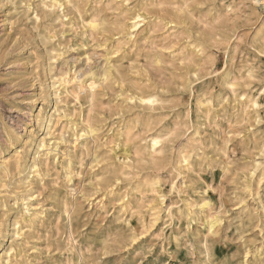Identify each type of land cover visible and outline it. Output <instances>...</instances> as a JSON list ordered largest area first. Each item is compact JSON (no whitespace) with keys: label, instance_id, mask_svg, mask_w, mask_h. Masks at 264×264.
Instances as JSON below:
<instances>
[{"label":"rangeland","instance_id":"374dc122","mask_svg":"<svg viewBox=\"0 0 264 264\" xmlns=\"http://www.w3.org/2000/svg\"><path fill=\"white\" fill-rule=\"evenodd\" d=\"M140 1L131 0L129 8L138 7ZM243 1L246 14L243 17V29L239 30L243 42L236 67L250 66L254 73L253 78L248 80L249 86L241 90L249 89L261 94L259 109L249 108L247 115L238 109L233 110L232 94L221 86V73L226 60L222 52L217 54L216 67L206 72L202 79L191 77V84L182 87L177 84L179 78L175 77L178 72L169 68H153L127 47L125 55L122 51L111 56L113 46L122 36L114 31L91 36L74 10L66 9L64 15L56 10L47 15L39 8L38 0H0V165L12 149L18 150L25 160L22 172L15 168L14 163L9 171L0 170V232L3 231L0 233V256L13 247L12 264H264V54L257 52L260 45L251 44L264 22V0ZM92 6L88 2L85 17L91 13ZM117 13H104V16L111 24ZM35 14L40 15V20ZM152 18L150 14L148 22ZM164 33L166 29L162 27L155 36L161 37ZM86 55L93 60L90 62L91 75L84 78L79 72L86 64ZM109 56L115 60L126 83L124 88L112 82L102 89L100 87L99 107L95 113V125L100 132L96 141L91 138L85 140L81 138L79 123L88 119V104L85 99L77 101L72 91L56 96L53 88L55 73L59 66L68 62L71 74L76 71L77 74L73 75H79L78 81L89 82L92 79L100 83L99 76ZM180 73L183 71L180 70ZM213 86L215 88H211ZM139 88L153 90L160 95L155 119L160 122L159 128L173 127L177 111L182 115L186 111L191 112L190 124L182 130L181 136L166 141L171 164L159 172L150 169L144 174L160 175L158 190L165 196V205L174 210L186 207L188 198H192L191 203L200 205L207 198L210 205L202 215L213 214L214 217L223 218L212 230L214 234L211 232L200 236L192 230L189 218L185 215L191 207L185 208L184 216L178 219H168L163 213L161 219L153 226L148 225L146 230L141 231V226L138 231L132 230L128 222L137 221L131 219L127 212L120 211V203L116 200L129 191L137 177H128L115 186L114 196H110L108 192L111 189L102 182L106 177L105 159L112 157L114 151L122 156V150L125 149L124 141L115 138V131L138 118L145 119L143 115L148 112L138 102L127 101V96L138 92ZM203 91L211 92L214 105L208 120L205 115L198 119L195 106L197 95ZM65 114L68 117L65 118ZM58 116L64 117L59 125ZM50 120L54 122L52 134L47 132ZM73 123L78 126L73 127ZM196 129L203 136L205 145L202 172L200 178L199 175L194 176L193 185L186 194L178 195L172 186L179 183L177 187H180L182 178L176 180L173 167L176 166L181 144ZM41 144L44 148L40 147ZM132 146L133 143H130L127 149ZM47 149L51 151L45 165L40 155ZM111 149L114 150L112 153ZM35 162L41 170V178L28 170L27 166ZM69 169L73 171L72 183L66 179ZM250 171L253 174H249ZM245 184L249 185L250 191L244 189ZM207 185H210L209 189ZM28 195L32 196L27 202L25 199ZM66 201L77 204L79 208L72 223L75 241L70 238L69 223L64 215ZM100 201L104 202L103 208L98 204ZM25 203L34 205L29 212ZM39 208H43L47 215L45 226L25 227L24 236L16 238L10 228L16 213L22 212L29 216ZM199 210L198 205L189 211H192V216H202ZM145 212H148L147 208L141 214ZM206 239L211 252L209 257L203 241Z\"/></svg>","mask_w":264,"mask_h":264},{"label":"bare ground","instance_id":"6f19581e","mask_svg":"<svg viewBox=\"0 0 264 264\" xmlns=\"http://www.w3.org/2000/svg\"><path fill=\"white\" fill-rule=\"evenodd\" d=\"M130 1L131 0H38L39 2L38 5H39V8H41L42 12L47 15L53 14L56 10L61 11L63 15L66 9L74 10V12L77 14V16L82 22L84 26L83 28L84 29L86 28V30L90 32L91 36H95V35L100 36V35H104L105 33H110L112 31L116 32L117 35H121L122 37H120L118 41L116 42V44L113 46L114 50L112 54H110L111 56L119 54L122 51L124 53L123 55H125L127 52L126 50V47H127V49L131 50V52H134V54H136L137 58L143 57L146 61H148L149 66L153 68H157V69L169 68V69H173L174 71L178 72L175 74V77L179 78L178 79L179 83L177 84L182 87H185L191 84L192 82L190 81L191 77H194L197 80L202 79V77H204L210 69H213L214 67H216L217 59H218L217 54L222 52L226 60L224 63L225 65H224L223 72L221 73V79H220L221 86H224L232 94V97H233L232 101L234 103L233 110L238 109V111H243V113L247 115L249 108H252L255 110L259 109L261 94H258V93L255 94L249 89H245L243 91L241 90L242 88L244 87L247 88L249 86L248 80L252 79L254 75L252 68L250 66H245V65H242L239 68L236 67V62L240 54V46H241V43L243 42V36L240 35L241 32L239 30L244 26L243 17H244V14H246L245 2L243 0H141L140 4L138 5L140 9H138V7L129 8ZM29 2L31 1H28V3ZM88 2H91L93 6L91 8V13L85 17V14L87 13L85 8L88 6ZM28 8L30 9V7ZM109 12H112V13L118 12L117 13L118 15H116V19L112 21L111 24H110L109 19L104 16L105 15L104 13H109ZM150 14H152L153 20L148 22L147 18ZM35 15L37 19L40 18L39 17L40 15L39 16L37 14ZM162 27L166 29V33L161 35V37L155 36V34L159 30H161ZM71 28H72V25L70 29ZM84 32H82V36L84 35L83 34ZM48 34H49V31H48ZM251 41H252L251 42L252 45H255V44L260 45V49H258L257 52H260V55L264 54V22L262 24V27L259 29L256 35L253 37V40ZM85 59L87 60L86 64L84 68L82 67L83 69L79 72L81 77L84 76V78L87 77L88 75H91L92 65L90 62L93 60V59L91 60L88 56ZM103 67H104L103 72L102 74L100 73L101 76H99L100 78L98 80L100 83L92 79L91 80L89 79L90 80L89 82L88 80L87 81L84 80L83 82L78 81L79 75L75 76L77 74V73L75 74L76 71L73 72L75 75H73V73L71 74L70 72L71 69H69L68 67V62L63 63L62 66H59L57 68L55 77H54L55 81L53 83V88L55 90L56 96L59 97L63 93H69L70 91H72V94L74 95L77 101H81V99H85L86 103L88 104V108H89L88 115H87L88 119L82 120L79 123L81 126L80 128L81 138L83 137L85 138V140L91 138L92 140L96 141L98 139V135L100 132V129L98 128V126L95 125V121H96L95 113H96V109L99 107L98 94L100 92L99 91L100 87L102 89L103 86H106L108 83L112 82L115 84L118 83L116 84L117 86L121 85V87L124 88V84L126 83L125 77H123V75L121 74L119 67L116 65V62L112 57L109 56L106 58L105 64ZM73 70H76V69H73ZM180 70H182L183 73H180ZM95 75H97V72L95 73ZM146 88L148 89L150 87H146ZM211 88H215V87L213 86ZM160 99L161 97L157 92L153 90L145 91L142 88H139L138 92L127 96V101L138 102V104L141 107H143L145 110H147L148 112L144 113L143 115L145 119L138 118L132 122L126 123L122 129H118L117 131H115L114 133L115 138L117 140L122 139L124 141L125 149L122 150L123 151L122 156H118V154L113 149L110 150V153H112L113 151L114 152L112 154V157L108 156L105 159L106 167H107L106 177L105 179L102 180V182L105 184L106 188L111 189V191L110 190L109 192L107 191L110 194V196H114L115 190H113V188H115V186H117L119 183H122L128 177L138 178L139 176L138 179L136 178L134 180L129 191L124 196H119V198L116 200V202L120 203V211L125 212V214L127 212L128 215L131 216V219L135 218V220L137 221L138 224L133 223L134 220L128 222V226L132 230L138 231L140 228L139 226H141V231L142 229L146 230L148 225L153 226L154 224H156L161 219L162 217L161 214L163 213L166 214L165 217H167L168 219H172V220H174L175 218L178 219L184 216V210H186L185 208L191 207L188 209V212L185 215L189 218V226H192V230L200 236L205 235L206 233H211L212 230L215 227H217L219 223H221V219L223 218L220 219L218 217H214L213 214L212 216L202 215L203 212H205V209H208L210 205L207 198L203 200L201 205L191 203L192 198H188L185 201L186 207L181 206V207H178L176 210H174L173 207H169L165 205V196L161 194L158 190L160 175L152 176L150 175V173L144 174L146 170H150V169H151L150 171L152 172L153 170L159 172L160 170L164 169L166 166L171 164V157H170L169 147L167 145V142L170 139H174L181 134L182 130L186 128L188 124H190V120L192 116L190 111H186V113H184L183 115L178 114L177 113L178 111H177L176 116L174 117L173 127L169 128L166 126H162L161 128H159L160 122H158L155 119L158 114L157 112L159 109H157V105H160L159 104L161 101ZM195 106H196L197 113H198V116H197L198 119L203 117V115L206 116L207 120L210 119V113L214 110V107H213L214 105L212 106L211 92L203 91L201 94H198L195 100ZM117 111L118 110H116V112ZM62 117L58 118L57 125H59L58 123L61 122L62 119H64V117L65 118L68 117V114H65L63 118ZM74 126L77 127L78 124L73 123V127ZM230 127L232 126L230 125ZM53 128H54V122L50 120L47 126L48 134H52L51 132ZM63 130L64 129H62V131ZM130 143H133V146L127 149V146H129ZM42 144L40 145V147L44 148ZM118 146H119V143H118ZM204 148H205V145L203 142V136L200 134L199 129H196L194 134L190 138L188 137L185 138V142L181 144L179 153L177 156V160H176V166L173 167V171L176 173V180L177 178L178 179L182 178V184L180 187H177L179 183L177 185L173 184L172 186V190L173 191L177 190L178 195L186 194L187 189H191V186L193 185L192 180L194 176L199 175L198 177L200 178V174L202 172L201 171L202 165H203V161L205 158L204 157L205 152L203 151ZM48 150L49 149H47L45 153H42L43 155H40V157H42L41 162H43L45 165L50 159L51 150L50 151ZM41 152H39L38 154H40ZM68 158L70 157L68 156ZM24 161L22 157L20 156L18 150L12 149V152L9 153L8 158H3L1 160L0 170L7 172L10 170L11 164L14 163L15 168L19 172H22L24 169ZM172 166L173 164L171 165V167ZM27 167L29 168L28 169L29 171L31 170V172H33L34 174H37V176L40 178L42 177L41 170L38 168V164L36 162L31 164L30 167L29 166ZM78 174H80V171ZM249 174H253L252 171H250ZM72 176H73V171L69 169L66 174V179L68 183L73 182ZM70 188H71V185H70ZM206 188L209 189L210 185H207ZM244 189L246 191H250L249 185L245 184ZM71 190L74 191L75 189H71ZM31 196L32 195H28V197L25 200H27V202L30 201ZM82 198H84V196ZM98 204H100L102 208L105 206L103 201H100ZM24 205L27 206V209H26L27 212H29L30 208L34 206V205H30V203H25ZM198 205L200 206L199 211L202 216L198 214H195L194 216H192L191 215L192 211H189V210H191L192 207H195ZM173 206L175 205L173 204ZM145 208H147L148 212L147 213L145 212L146 214H141L142 210H144ZM34 211L35 212L30 214L29 216H26V214L22 212L16 213L13 225L10 227L11 231H14V235L16 238L24 236L23 230L25 227H33L34 225H37L39 227L45 226L46 221H47V215L44 209L39 208V210H34ZM78 212H79V208L77 207V204H72L69 201H66L64 203V215L66 216V219L69 223L70 238L72 239V241H75L73 237L74 234L72 232V223L73 221H75ZM11 231H9V233ZM203 241L205 242L204 244L206 248V255L209 257L211 252L207 246V239ZM20 242L22 241L20 240ZM13 251H14V248L11 247L9 250L2 253V255L0 256V264H12V259H13L12 252ZM22 254L23 252L19 254V257H21ZM246 254H249V253H246Z\"/></svg>","mask_w":264,"mask_h":264}]
</instances>
